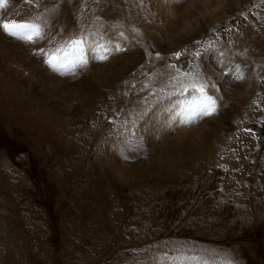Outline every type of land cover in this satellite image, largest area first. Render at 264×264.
<instances>
[{
  "label": "rangeland",
  "instance_id": "rangeland-1",
  "mask_svg": "<svg viewBox=\"0 0 264 264\" xmlns=\"http://www.w3.org/2000/svg\"><path fill=\"white\" fill-rule=\"evenodd\" d=\"M248 1L208 27L202 42L166 53L155 43L150 51L140 46L141 64L90 109L67 100L65 86L64 99L22 87L0 69V264H264V0ZM106 5L70 0L74 21L62 14V21L53 24L51 17L47 25L64 42L89 28L97 34L110 26L106 12L133 24L123 12L129 6L108 11ZM222 44L232 54L239 46L243 70H255L260 83L239 113L222 99L224 115L233 114L221 155L228 160L217 156L205 167L162 169L155 149L143 144L145 134L138 136V121L144 119L138 113L169 92L199 87L200 73L192 70L205 52ZM162 63L190 70L180 77L170 72L171 84ZM83 77L89 82L92 74ZM79 82L75 78L72 87ZM201 86L220 96L215 84ZM52 111L62 123L54 117L50 122ZM131 167L136 170L128 175Z\"/></svg>",
  "mask_w": 264,
  "mask_h": 264
},
{
  "label": "bare ground",
  "instance_id": "bare-ground-1",
  "mask_svg": "<svg viewBox=\"0 0 264 264\" xmlns=\"http://www.w3.org/2000/svg\"><path fill=\"white\" fill-rule=\"evenodd\" d=\"M104 2L107 4L106 9L108 11L114 5L119 8L121 4L124 10H126L125 7L129 6L130 11L123 12H125V17L133 20V24H129V19H127L128 24H126V18L120 20L117 17H111V14L106 12L105 17L110 18L111 24L108 27L101 28L104 39H99L97 42L83 41V59H89L90 62L86 66L80 67L77 74L65 75L62 74V69L53 71L44 61L48 53L66 44L65 41V43L63 42L65 37L53 36V26H51L52 24L47 25V23L51 17L57 20L53 24L62 21V14L67 19L74 21L73 12H70L68 7L70 0H33L31 4L25 3V0H10L8 8L0 10V19L38 21L41 23L44 35L42 39L37 40L35 43H30L10 37L0 31V69L13 75L15 80L21 82L19 83L22 87L29 86L31 90L32 87L36 90L43 88L47 92L50 91L54 96L59 95L63 97L62 86H65L67 88V94L66 90H64V94L65 96H70L67 100H72V102L79 103L78 105L85 107L87 106L90 109L91 106H96L93 104L98 96H102L108 89L112 90L114 83L117 84L119 82L118 84H121L122 82L120 81H125L126 78L124 79V77L130 75L134 67L141 64L145 54L142 51L144 49L140 46H147L149 48L148 51H150L157 44L159 49L166 53L170 52V47L176 50L189 42L192 44L197 41L202 42L203 38L208 35V27L210 28L214 22H217L223 17L225 18L229 13L235 11L243 3V0H104ZM143 4H146V6L144 5L145 8H143ZM144 14L145 18L143 16ZM149 20L151 22H148ZM233 34L235 36L236 32ZM113 38L116 39L113 40ZM131 42L132 45H130ZM164 43L166 45L165 50L163 48ZM131 46L133 47L132 49H130ZM236 46L233 49V54L232 50L225 44L216 46L213 50H208L197 61L195 70H192V73L194 71L200 73V79L197 81L201 83L199 84L200 86L207 83L210 87H213L211 85L215 84L219 95L222 97L216 96L220 98V101L218 99V108H216L213 114L201 121L189 122L187 117L179 114L177 111L179 108V99L177 98L185 95V93L178 91L169 92L167 96H164L160 100L158 99L159 102H156V105L150 106L148 110L144 109L147 110L146 112L139 111L138 114H143L144 119L142 122L138 121L139 125L137 127L138 129L140 128V134L138 133V136L145 134L143 144L145 147L147 146L149 148L150 146L153 150L155 149L154 158L156 165L160 168L176 171L177 169H187L191 165L197 164L205 167L212 163L217 156L220 157L222 155L228 140V129L225 125L227 122H231L230 115H233L232 112L237 113L242 108L244 109L243 106L250 102L254 91L257 90L255 89L256 86L258 88V85H260V83L257 84L259 74L255 70H243V61L236 54L239 53ZM121 47L129 48V50L117 53L118 55L115 56L114 50L120 49ZM237 47L239 48V46ZM93 50L97 52V58L98 60H102L101 62L93 60L95 57L91 55ZM41 52L44 54L42 55ZM180 62L184 66L187 64V61L184 59H181ZM161 68L168 74V79L166 78L167 83L172 84L171 79L173 81L174 79L170 72L176 74V77H180L179 74L183 73L189 67L187 65L186 68L183 67L184 69L181 68L180 71L179 69L175 71L169 66L167 68L166 63H162ZM253 71L255 73H252ZM86 73L92 74V77H89V82H87L88 80L84 82V79L88 77H83ZM162 74V71L158 72L159 76ZM75 78H78L81 84L79 82V84H74L72 87L71 83ZM212 94L214 95V92ZM222 99L226 100L225 102L228 103L230 108H233L230 114L226 113L224 115V110L220 109L223 106L222 103L224 104ZM58 101L62 104L66 102L63 100ZM68 103L71 104V102ZM99 104L101 103L99 102ZM140 107L137 109L139 110ZM128 110L127 108L125 112ZM115 111L112 114L118 113ZM53 117L56 118L59 124L62 123V119L58 118L53 111L51 117H49L51 123H55ZM249 144L256 156L257 152L252 147V141ZM222 156L220 158L221 160ZM108 157L110 164L117 162L115 165L117 167L120 166L121 171H125L123 166H121L123 165L120 163L121 161L118 162L113 156ZM225 160H222V162ZM197 166L200 167L199 165ZM132 169L135 172L136 168L131 167V169H128V175H131Z\"/></svg>",
  "mask_w": 264,
  "mask_h": 264
},
{
  "label": "snow or ice",
  "instance_id": "snow-or-ice-1",
  "mask_svg": "<svg viewBox=\"0 0 264 264\" xmlns=\"http://www.w3.org/2000/svg\"><path fill=\"white\" fill-rule=\"evenodd\" d=\"M10 0H0V10H5L9 6ZM25 3L31 4L33 0H25ZM0 31L6 35L20 39L26 42L35 43L43 38V31L40 23L34 21H15L0 19ZM43 55L44 53L41 52ZM177 55H179L177 53ZM53 71H59L67 64H83V40L73 39L66 42L65 45L56 48L53 52L47 54L44 61ZM194 94L193 111L196 115H211L216 111V100L208 95L204 90L206 86L191 85ZM198 93V95H195Z\"/></svg>",
  "mask_w": 264,
  "mask_h": 264
}]
</instances>
